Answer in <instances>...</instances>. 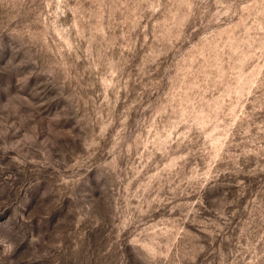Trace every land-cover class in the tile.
<instances>
[{
  "label": "rangeland",
  "instance_id": "obj_1",
  "mask_svg": "<svg viewBox=\"0 0 264 264\" xmlns=\"http://www.w3.org/2000/svg\"><path fill=\"white\" fill-rule=\"evenodd\" d=\"M0 264H264V0H0Z\"/></svg>",
  "mask_w": 264,
  "mask_h": 264
}]
</instances>
